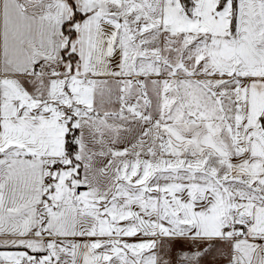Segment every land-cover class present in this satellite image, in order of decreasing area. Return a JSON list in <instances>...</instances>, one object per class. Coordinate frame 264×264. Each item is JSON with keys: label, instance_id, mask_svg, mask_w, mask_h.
I'll return each mask as SVG.
<instances>
[{"label": "snow or ice", "instance_id": "6c2138e0", "mask_svg": "<svg viewBox=\"0 0 264 264\" xmlns=\"http://www.w3.org/2000/svg\"><path fill=\"white\" fill-rule=\"evenodd\" d=\"M0 264H264V0H0Z\"/></svg>", "mask_w": 264, "mask_h": 264}]
</instances>
